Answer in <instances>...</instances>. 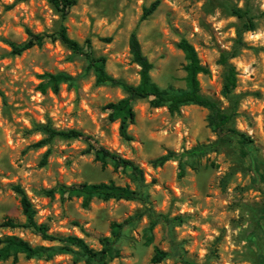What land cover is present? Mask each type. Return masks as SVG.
Here are the masks:
<instances>
[{"label":"rangeland","instance_id":"1","mask_svg":"<svg viewBox=\"0 0 264 264\" xmlns=\"http://www.w3.org/2000/svg\"><path fill=\"white\" fill-rule=\"evenodd\" d=\"M154 0H78L63 19L48 0L0 2V224L7 218L24 221L20 198L12 189L22 185L37 209V220L58 236H78L100 250V238L111 224L143 212L127 226L116 244L118 253L106 264H183L178 251L198 264H264V0H160L158 8L141 20ZM250 9L256 29L247 31V44L230 60L237 71L233 102L223 95L226 67L222 52L236 45L243 21L231 14V4ZM64 25L73 39L92 41L94 55L105 58V70L129 84L140 82V66L132 60L129 40L137 29L142 49L153 63L151 77L162 89L187 90L184 52L177 47L186 38L210 72L198 75L203 95L233 112L231 126L246 133L249 153L243 155L238 136L215 131L209 109L194 103L171 112L153 107L149 98L136 99L132 137L120 133L106 105L127 96L122 86L97 82V72L85 54L59 39L35 46L20 55L10 42L27 38L26 29L56 32ZM106 38H111L109 41ZM65 72L74 83H62L57 93L40 89L44 73ZM58 129L75 128L98 146L133 160L143 170L140 180L129 171L104 165L86 150L85 138L44 137L35 123ZM198 144H216L201 158H188L185 175L170 160L154 166L152 160L168 151L182 152ZM47 154V155H46ZM46 155V156H45ZM197 164L196 168L190 164ZM129 186L145 200L95 198L88 207L81 197H47L42 188L58 184L110 182ZM152 214V217L149 216ZM167 215L168 224L160 216ZM159 218L151 227V220ZM16 235L34 245L59 244L43 240L29 229L0 225V236ZM176 245V246H175ZM156 249L171 253L154 262ZM77 250V248H75ZM0 264H85L75 253L50 259L20 255Z\"/></svg>","mask_w":264,"mask_h":264},{"label":"trees","instance_id":"2","mask_svg":"<svg viewBox=\"0 0 264 264\" xmlns=\"http://www.w3.org/2000/svg\"><path fill=\"white\" fill-rule=\"evenodd\" d=\"M77 1L78 0H48L55 10L60 13L63 19L67 16L70 8L77 4ZM159 4L160 0H154L148 7H145L141 20L148 18L158 8ZM230 9L232 15L243 21V27L238 30L235 47L230 51L222 52L220 56V63L226 67L223 95L229 101L233 102L234 88L237 85V71L230 60L236 57L242 48L247 46L243 34L247 31L255 30L257 22L256 17L250 14V9L247 7H242L233 3ZM261 15H264V11L261 12ZM26 32L27 38L22 42H10L11 53L13 55H20L24 51L35 46L40 47L45 42L59 39L71 50L85 54L90 64L97 72L98 83H107L123 87L127 96L118 101L110 102L105 107L109 111L111 120H119L120 133L126 140L132 139L128 129L130 124L134 123L136 120V112L133 107L134 100L149 98L151 106L159 107L166 105L171 112L178 111L180 106L190 103L208 108L209 125L212 129L218 132L226 131L236 134L243 155L249 153L247 148V142L251 141L249 136L231 126L233 112H229L227 109L223 108L217 100L206 97L201 93L198 75L201 73L207 74L210 72V69L201 62L196 49L186 38L180 39L177 43V47L184 52L187 61L184 66L186 71L185 81L187 90L175 92L173 90L162 89L153 81L151 71L154 65L142 49L137 29L132 31L129 40L132 60L140 66V82L137 85L129 84L109 74L104 67L105 58L96 57L94 55L91 39L87 38L83 43L73 39L70 37L64 25H61L56 32H34L30 28H27ZM110 39L111 38H106L108 41ZM42 77L44 80L40 83L39 87L43 92L50 88L53 92L57 93L62 83H74V78L65 72L44 73ZM0 96H4V92L1 89ZM35 130L44 135L42 139L35 143L36 146L45 145L55 138L64 140L85 138L89 143L86 152L93 154L96 160L102 162L104 165L111 163L115 169L121 168L129 171L134 180H140L142 178L143 170L133 160L123 158L116 152L98 146L90 136L85 135L78 129H58L51 123L45 122L35 123ZM215 147L216 144H198L182 152L168 151L153 159L152 163L154 166H162L170 160H177L179 163V176L182 177L185 175L186 165L189 164L188 158H201ZM197 164L193 163L190 164V166L196 168ZM12 189L20 198L24 221L7 218L2 221L0 225L11 229H29L39 235L43 240L50 242L59 241V244L34 245L30 241L16 235L0 236V260L13 258V260L16 261L20 255H24L26 258L40 257L50 259L61 253H75L78 258H84L85 264H106L118 253L116 244L120 241L127 226L133 224L135 219H139L144 215L143 212H140L134 217L127 218L121 222L114 221L111 224L110 235L100 238L102 248L100 250H95L90 248L81 237H63L50 233L46 224L38 222L37 209L25 188L20 184H15L12 186ZM40 193L47 197H54L55 194L59 193L62 200L70 199L74 196L81 197L82 204L85 207H88L95 198L105 201L111 199L145 200V196L137 190L129 186L117 185L113 181L94 183L83 182L70 185L58 184L54 187L42 188ZM149 216L152 217V214H149ZM160 217L168 224H171L175 220V218L171 220L167 215H161ZM158 220L159 218L151 220V227H153ZM75 248H77V250H75ZM175 250L183 264H198L196 261L184 256V254L178 251V248L175 247ZM170 254L171 253L168 251L156 249L153 261L161 262Z\"/></svg>","mask_w":264,"mask_h":264},{"label":"clouds","instance_id":"3","mask_svg":"<svg viewBox=\"0 0 264 264\" xmlns=\"http://www.w3.org/2000/svg\"><path fill=\"white\" fill-rule=\"evenodd\" d=\"M0 2H2V3H10L11 0H0Z\"/></svg>","mask_w":264,"mask_h":264}]
</instances>
